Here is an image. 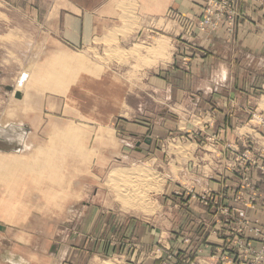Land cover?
Wrapping results in <instances>:
<instances>
[{"label": "rangeland", "instance_id": "1", "mask_svg": "<svg viewBox=\"0 0 264 264\" xmlns=\"http://www.w3.org/2000/svg\"><path fill=\"white\" fill-rule=\"evenodd\" d=\"M91 1L0 0V264H221L222 253L239 257L236 242L260 248L240 232V212L264 230V83L246 101L230 94L244 84H219L212 91L227 100L195 107L183 92L194 86L178 78L191 56L177 41L234 37L236 2L203 0L189 16ZM80 9L83 43L49 31ZM49 11L40 29L35 16ZM58 57L76 59L77 75L49 72ZM145 224L151 246L138 241Z\"/></svg>", "mask_w": 264, "mask_h": 264}, {"label": "crops", "instance_id": "2", "mask_svg": "<svg viewBox=\"0 0 264 264\" xmlns=\"http://www.w3.org/2000/svg\"><path fill=\"white\" fill-rule=\"evenodd\" d=\"M98 1L95 3H107L104 0L102 2ZM234 1L243 13V18L240 20L234 37L220 31L207 38L197 35L195 39H189V42L177 41L179 47L182 48L181 53L186 52L191 56L190 67L187 70L183 67L180 68L178 70V78L182 80L183 84L194 86L192 90L188 89V91L184 90L183 92L185 98L188 96L192 97L195 107L201 106V101L204 97L212 102L219 98L227 100L224 96L221 97L213 93L214 90L212 91V88H216L219 84H224L226 89L230 91L232 89L234 91L236 86L244 84V93L230 92V94L231 97L233 93L237 94V96L241 95L239 97L244 96V101H246V99L251 97V87L264 83V79L261 76V73L264 76V0ZM64 2L70 6H82L93 3L91 0H64ZM144 3L150 4L151 10H154L155 14H165L170 7L176 6V8L186 12L189 16H199L204 2L203 0H145ZM53 18L54 16L49 11L44 15H36L34 20L41 29ZM84 20L83 9H80V13L75 15L66 13L59 19V34H56L57 29L54 28L52 30L49 29V31H54L53 35L56 37L60 35L67 44L83 43L87 36V27L85 29ZM67 35H74V38H69ZM178 58L181 61L182 58L177 56ZM224 69L226 70V76L221 78L220 73ZM236 69H244V80L240 74L236 75L239 76L238 79H234V70ZM206 89L209 90L206 91ZM208 91L211 92L208 93ZM238 92L240 93V91ZM205 105L208 104L204 103ZM257 216L264 221L263 213H258ZM155 233L156 230H151L150 226L145 224L144 237H141L138 241L151 246L154 243L152 239ZM115 237L117 235H114ZM145 264L160 263L156 262L154 258H147Z\"/></svg>", "mask_w": 264, "mask_h": 264}, {"label": "built area", "instance_id": "3", "mask_svg": "<svg viewBox=\"0 0 264 264\" xmlns=\"http://www.w3.org/2000/svg\"><path fill=\"white\" fill-rule=\"evenodd\" d=\"M221 5L224 6L225 10H228L231 14L233 13L228 2L222 1ZM259 167L264 173V163L260 164ZM203 200L208 202L209 199L207 197H203ZM240 216L244 217L241 218L243 220V224L240 228V232L247 231L255 238H259L261 247H254L251 242H236L237 249L235 248V250L239 252V257H229L226 256L225 253H222L223 256L221 257V264H236L238 258L243 259L242 264H264V230L257 223L253 224L249 222L246 219L245 212L241 211Z\"/></svg>", "mask_w": 264, "mask_h": 264}, {"label": "bare ground", "instance_id": "4", "mask_svg": "<svg viewBox=\"0 0 264 264\" xmlns=\"http://www.w3.org/2000/svg\"><path fill=\"white\" fill-rule=\"evenodd\" d=\"M167 52V51H166ZM57 58V57H56ZM59 59H54L56 62L54 63V64H50V66H48L49 67V72H51L52 74H54L56 77H62L64 80H66L67 81V73L68 72H72L73 74L72 75H77V69L75 70V68H76V63H78L77 61H76V59H66V58H63V57H58ZM61 58V59H60ZM75 58V57H74ZM79 65V64H78ZM74 66H75V68H74ZM81 66V65H80ZM77 67H79V66H77ZM80 68V67H79ZM79 73V72H78ZM54 75H53V77H54ZM48 77H49V75H48ZM72 77H75V76H72ZM62 79V80H63ZM69 79H72V78H69ZM63 82V81H62ZM61 82V84H64V82L62 83ZM60 83V82H59ZM67 84V83H66ZM69 84V83H68ZM58 86H62V85H60V84H58ZM65 86V85H64ZM55 87V86H54ZM54 89V88H53ZM56 89V88H55ZM76 153V152H75ZM43 156V155H42ZM47 156V155H46ZM45 156V157H46ZM49 157V156H48ZM17 159V158H16ZM4 161H6V162H8L9 160H8V158H6V157H0V162L1 163H3ZM16 161V160H15ZM39 162V161H38ZM12 163V162H11ZM22 163V162H21ZM45 163V162H44ZM3 165V164H2ZM11 165V164H10ZM16 165V164H15ZM43 165V164H42ZM41 165V166H42ZM17 167H18V165H16ZM55 166V165H54ZM139 166H141V165H139ZM16 167V168H17ZM21 167V166H20ZM44 166H42V168H43ZM3 167H0V172H1V175H2V173H4V170H6L5 168H3ZM23 168V167H22ZM52 168V167H51ZM51 168H50V170H51ZM56 168V167H55ZM18 169V168H17ZM24 169V168H23ZM13 170V169H12ZM7 171V170H6ZM9 171V170H8ZM12 172V171H11ZM48 172V171H47ZM136 172V171H135ZM122 173L123 172H117L116 174L118 175V176H120V177H124V176H126L127 174H125V173H123V175H122ZM6 174V172L3 174V175H5ZM10 174V173H9ZM140 174V173H139ZM0 175V176H1ZM6 175H8V174H6ZM5 175V176H6ZM2 177V176H1ZM4 177V176H3ZM9 177V176H8ZM15 177V176H14ZM6 178V177H5ZM10 178V177H9ZM13 178V177H12ZM128 178V177H127ZM136 178V177H135ZM1 179V178H0ZM16 179H17V177H16ZM124 179V178H123ZM143 179V178H142ZM50 180V179H49ZM1 184L3 183L2 181L0 182ZM113 183H114V181H113ZM150 183V182H149ZM4 184V183H3ZM120 184V183H119ZM131 184V183H130ZM4 186V185H3ZM151 186V185H150ZM150 188V187H149ZM12 189V188H11ZM10 189V190H11ZM126 194V193H125ZM124 204V203H123Z\"/></svg>", "mask_w": 264, "mask_h": 264}, {"label": "water", "instance_id": "5", "mask_svg": "<svg viewBox=\"0 0 264 264\" xmlns=\"http://www.w3.org/2000/svg\"><path fill=\"white\" fill-rule=\"evenodd\" d=\"M16 98H22V94L16 93ZM0 150H4V147L2 145H0Z\"/></svg>", "mask_w": 264, "mask_h": 264}]
</instances>
